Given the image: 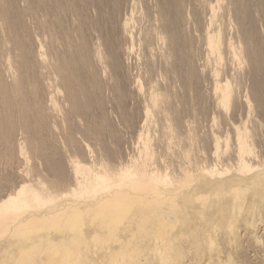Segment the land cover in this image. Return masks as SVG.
Returning a JSON list of instances; mask_svg holds the SVG:
<instances>
[{
	"label": "bare ground",
	"instance_id": "obj_1",
	"mask_svg": "<svg viewBox=\"0 0 264 264\" xmlns=\"http://www.w3.org/2000/svg\"><path fill=\"white\" fill-rule=\"evenodd\" d=\"M0 264H264V0H0Z\"/></svg>",
	"mask_w": 264,
	"mask_h": 264
}]
</instances>
